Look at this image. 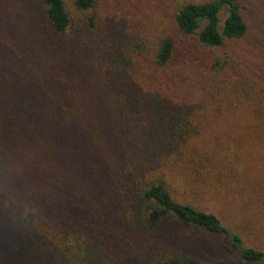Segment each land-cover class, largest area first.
I'll return each instance as SVG.
<instances>
[{
    "label": "trees",
    "instance_id": "16d2710c",
    "mask_svg": "<svg viewBox=\"0 0 264 264\" xmlns=\"http://www.w3.org/2000/svg\"><path fill=\"white\" fill-rule=\"evenodd\" d=\"M36 1L55 37L38 58L51 61L0 75V261L128 264L135 252L141 264H203L158 237L172 219L227 239L235 264H264L157 175L199 133L183 89L211 81L264 94V70L251 85L242 70L253 61L228 57L249 36L243 0H165L161 29L132 3L115 12L110 0H71L68 12L63 0Z\"/></svg>",
    "mask_w": 264,
    "mask_h": 264
},
{
    "label": "rangeland",
    "instance_id": "374dc122",
    "mask_svg": "<svg viewBox=\"0 0 264 264\" xmlns=\"http://www.w3.org/2000/svg\"><path fill=\"white\" fill-rule=\"evenodd\" d=\"M187 1L208 0H172L173 5ZM63 2L71 12V0ZM243 2L248 7L249 36L242 43H235V47L232 44L228 57L237 64L246 59L253 61V70H242L247 80L252 79V85V81L263 80L258 75L264 70V0ZM110 3L115 12L130 3L134 10L139 5L160 29L165 26V0ZM224 17L223 12L221 22ZM43 37L55 40L36 0H0V75L13 80L24 76L26 68L38 69L41 62L49 64V56L38 58L45 42ZM183 91L195 109L193 124L199 133L179 147L178 153L176 150L165 156L157 175L164 176L175 201L215 215L223 226L241 237L243 246L264 252V94L257 89L244 92L230 85L220 89L211 81L200 83L192 96L186 89ZM158 237L169 248L203 264L238 261L227 239L182 227L172 219L163 222ZM126 254L128 264H141L139 253Z\"/></svg>",
    "mask_w": 264,
    "mask_h": 264
}]
</instances>
